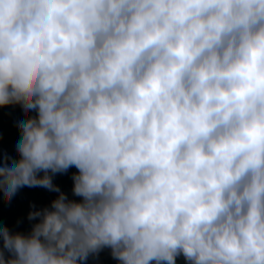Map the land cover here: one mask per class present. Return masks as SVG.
Masks as SVG:
<instances>
[{
	"label": "clouds",
	"instance_id": "obj_1",
	"mask_svg": "<svg viewBox=\"0 0 264 264\" xmlns=\"http://www.w3.org/2000/svg\"><path fill=\"white\" fill-rule=\"evenodd\" d=\"M10 107L0 264H264V0H0Z\"/></svg>",
	"mask_w": 264,
	"mask_h": 264
},
{
	"label": "trees",
	"instance_id": "obj_2",
	"mask_svg": "<svg viewBox=\"0 0 264 264\" xmlns=\"http://www.w3.org/2000/svg\"><path fill=\"white\" fill-rule=\"evenodd\" d=\"M24 118L25 116L19 107L0 109V153H7L13 158L18 159L15 152V145L19 140V131L16 127V122ZM74 169L72 167L64 174H56L53 177V183L56 185L62 179L69 176ZM46 192L48 190L42 187H23L19 190L15 202L11 207L5 203L2 194H0V228L7 227L14 231L20 218L30 209V204H35ZM48 206L50 204L44 207ZM36 222L38 221H28L20 232L26 233L30 231L31 225ZM87 264H94V262L89 259Z\"/></svg>",
	"mask_w": 264,
	"mask_h": 264
},
{
	"label": "rangeland",
	"instance_id": "obj_3",
	"mask_svg": "<svg viewBox=\"0 0 264 264\" xmlns=\"http://www.w3.org/2000/svg\"><path fill=\"white\" fill-rule=\"evenodd\" d=\"M77 172V169H74L69 176L65 177L64 179H62L59 183H57L56 185L61 189V191H63L69 199L72 200H76L77 202L80 201V197H76L73 195L72 193V188H73V181L71 179L72 174ZM58 193L55 192H46L36 203V209L35 210H39L41 208H43L45 205L50 204L52 200H54L57 197ZM33 209H29L18 221V223L15 226L14 232L15 231H20L28 222L27 219V215L28 212L31 211ZM91 260H93L94 264H118V262L116 260H114L111 255H110V250L109 249H105L104 251H102L99 254V258H89ZM177 264H184L183 258H179L177 261Z\"/></svg>",
	"mask_w": 264,
	"mask_h": 264
}]
</instances>
